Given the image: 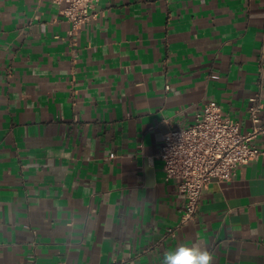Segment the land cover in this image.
<instances>
[{
  "label": "crops",
  "instance_id": "0c3cea01",
  "mask_svg": "<svg viewBox=\"0 0 264 264\" xmlns=\"http://www.w3.org/2000/svg\"><path fill=\"white\" fill-rule=\"evenodd\" d=\"M95 13L72 39L52 0H0V264H159L185 242L264 264V156L210 182L173 238L184 199L157 157L210 100L245 132L258 94L264 121V0Z\"/></svg>",
  "mask_w": 264,
  "mask_h": 264
},
{
  "label": "built area",
  "instance_id": "2783aa9c",
  "mask_svg": "<svg viewBox=\"0 0 264 264\" xmlns=\"http://www.w3.org/2000/svg\"><path fill=\"white\" fill-rule=\"evenodd\" d=\"M52 1L70 23L68 35L72 39L79 28L95 18V7L99 2ZM250 100V127L245 132L240 131L238 121L224 117L220 105L210 100L203 105L192 124L172 126L164 134L157 157L162 161L164 179L173 182L184 199L179 220L167 227L166 238H173L179 226L194 219L202 191L210 182L227 180L237 166L264 156V149L252 143L264 134V121L259 114L262 102L258 94Z\"/></svg>",
  "mask_w": 264,
  "mask_h": 264
},
{
  "label": "clouds",
  "instance_id": "9594fccd",
  "mask_svg": "<svg viewBox=\"0 0 264 264\" xmlns=\"http://www.w3.org/2000/svg\"><path fill=\"white\" fill-rule=\"evenodd\" d=\"M214 253L196 243H180L166 250L159 264H214Z\"/></svg>",
  "mask_w": 264,
  "mask_h": 264
}]
</instances>
